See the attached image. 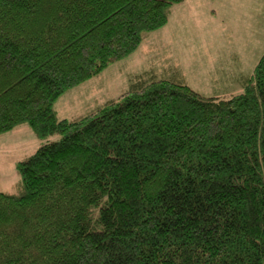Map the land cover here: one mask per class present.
<instances>
[{"label":"trees","instance_id":"1","mask_svg":"<svg viewBox=\"0 0 264 264\" xmlns=\"http://www.w3.org/2000/svg\"><path fill=\"white\" fill-rule=\"evenodd\" d=\"M184 1L0 0V134L45 140L0 189V264H264V53L227 98L142 76L54 110Z\"/></svg>","mask_w":264,"mask_h":264},{"label":"rangeland","instance_id":"2","mask_svg":"<svg viewBox=\"0 0 264 264\" xmlns=\"http://www.w3.org/2000/svg\"><path fill=\"white\" fill-rule=\"evenodd\" d=\"M263 53L264 0H185L171 7L163 27L144 35L138 49L89 80L96 81L64 93L54 108L67 104L64 119H79L100 109L96 105L103 103V107L130 91L142 76L147 81L187 86L203 97L227 98L242 90ZM91 90H96L92 99L100 100L90 101ZM79 93L87 107L83 114H76L83 108L74 106ZM48 139L58 140L59 135ZM40 143L27 125L0 134L3 193L22 191L16 164L32 155Z\"/></svg>","mask_w":264,"mask_h":264},{"label":"crops","instance_id":"3","mask_svg":"<svg viewBox=\"0 0 264 264\" xmlns=\"http://www.w3.org/2000/svg\"><path fill=\"white\" fill-rule=\"evenodd\" d=\"M113 65V64H112ZM108 68V67H107ZM104 71V70H103ZM99 75V74H98ZM97 75V76H98ZM89 81V80H88ZM92 81H96V80H91V81H89V82H92ZM87 82V81H86ZM86 82H84L85 84H86ZM129 82H131V80L129 81ZM84 83H82V84H80V85H78L77 87H75V88H73V89H76V88H78L79 86L81 87L82 85H84ZM88 83V82H87ZM131 86V85H130ZM79 87V88H80ZM78 88V89H79ZM77 89V90H78ZM72 90V89H71ZM68 91H70V90H68ZM68 91H66V92H68ZM65 92V93H66ZM96 93V90H91L88 94H89V97H90V101L91 102H97L98 100H100L99 98H95L94 100L92 99V96H94V94ZM63 95V94H62ZM61 95V96H62ZM61 96L55 101V103H54V105L56 104V102L58 101V100H60L61 99ZM84 95H83V93H79L77 96H76V98H75V100H74V106L75 107H82L83 109L82 110H80V109H77L78 111H76V114H83V112L87 109V107H86V105H85V100L83 99L84 97H83ZM101 105H103V103L102 104H100V105H96V107H100L101 108ZM105 105V104H104ZM66 106H67V104H66ZM66 106H60V105H56V107L54 108V110H55V112H56V115H57V117L58 118H63L64 119V117H65V115L63 114V107L66 109V108H68V107H66ZM24 129H26V128H24Z\"/></svg>","mask_w":264,"mask_h":264}]
</instances>
